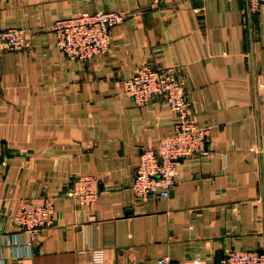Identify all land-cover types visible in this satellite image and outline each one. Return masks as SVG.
Masks as SVG:
<instances>
[{
	"label": "crops",
	"instance_id": "obj_1",
	"mask_svg": "<svg viewBox=\"0 0 264 264\" xmlns=\"http://www.w3.org/2000/svg\"><path fill=\"white\" fill-rule=\"evenodd\" d=\"M242 0H0V29L32 47L0 45V264H156L169 255L217 263L229 249L264 251V10ZM118 10L111 50L87 62L55 45L58 20ZM178 68L207 151L183 158L168 197L134 199L142 149L174 130L161 98L137 105L124 81L143 65ZM97 175L92 205L66 195ZM55 198L33 246L13 216L21 198Z\"/></svg>",
	"mask_w": 264,
	"mask_h": 264
},
{
	"label": "built area",
	"instance_id": "obj_2",
	"mask_svg": "<svg viewBox=\"0 0 264 264\" xmlns=\"http://www.w3.org/2000/svg\"><path fill=\"white\" fill-rule=\"evenodd\" d=\"M245 3L244 21L248 19V5L255 12L264 10V0H242ZM118 10L85 12L73 18L56 21L51 29L56 36L55 45L69 58L87 62L111 50L113 27L128 18ZM0 45L11 50L26 51L32 47L28 33L17 27L0 29ZM125 93L137 105H145L161 98L176 115L174 130L161 136L154 144L142 149L134 172L131 190L138 202L151 197H168L177 184L179 164L183 158L198 157L207 151L208 126L200 125L189 117L192 101L186 76L174 67L143 65L124 81ZM97 175L79 174L70 180L66 195L79 203L94 204L101 194ZM55 198L42 203L21 198L13 221L26 235L31 248L38 232L54 221ZM92 264H106L104 248L92 249ZM156 264H174L169 255ZM179 264H209L204 259H188ZM215 264H264V251L229 249Z\"/></svg>",
	"mask_w": 264,
	"mask_h": 264
},
{
	"label": "water",
	"instance_id": "obj_3",
	"mask_svg": "<svg viewBox=\"0 0 264 264\" xmlns=\"http://www.w3.org/2000/svg\"><path fill=\"white\" fill-rule=\"evenodd\" d=\"M251 10H250V6L248 5V14H249V16L251 15Z\"/></svg>",
	"mask_w": 264,
	"mask_h": 264
}]
</instances>
